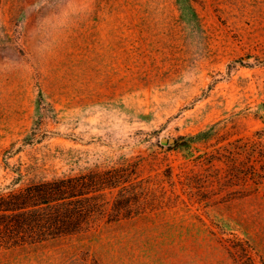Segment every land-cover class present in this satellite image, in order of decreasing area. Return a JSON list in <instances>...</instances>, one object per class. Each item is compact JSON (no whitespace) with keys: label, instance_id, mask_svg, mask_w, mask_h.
Segmentation results:
<instances>
[{"label":"rangeland","instance_id":"374dc122","mask_svg":"<svg viewBox=\"0 0 264 264\" xmlns=\"http://www.w3.org/2000/svg\"><path fill=\"white\" fill-rule=\"evenodd\" d=\"M249 139L264 142V0H0V193L130 179L86 228L4 243L0 264H264ZM123 196L133 211L111 220Z\"/></svg>","mask_w":264,"mask_h":264},{"label":"trees","instance_id":"16d2710c","mask_svg":"<svg viewBox=\"0 0 264 264\" xmlns=\"http://www.w3.org/2000/svg\"><path fill=\"white\" fill-rule=\"evenodd\" d=\"M246 146L250 158L261 162L264 172V142L249 139ZM221 157L225 158L221 155L218 159L222 160ZM238 169L236 165L232 171L240 177L243 170ZM253 173L250 170L245 176H254ZM129 180V172H84L1 192L0 247L8 242L9 245L42 242L86 228L99 210L101 192L124 187ZM135 199V196L117 199L111 220L129 216Z\"/></svg>","mask_w":264,"mask_h":264}]
</instances>
